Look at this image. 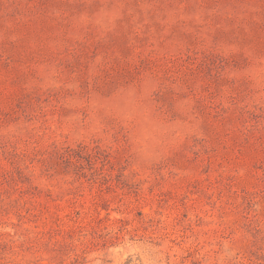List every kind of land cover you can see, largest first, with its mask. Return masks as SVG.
I'll use <instances>...</instances> for the list:
<instances>
[{
  "label": "rangeland",
  "instance_id": "1",
  "mask_svg": "<svg viewBox=\"0 0 264 264\" xmlns=\"http://www.w3.org/2000/svg\"><path fill=\"white\" fill-rule=\"evenodd\" d=\"M0 264H264V0H0Z\"/></svg>",
  "mask_w": 264,
  "mask_h": 264
}]
</instances>
